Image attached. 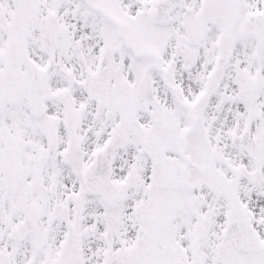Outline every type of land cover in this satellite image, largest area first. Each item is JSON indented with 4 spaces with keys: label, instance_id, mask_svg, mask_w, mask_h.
Returning <instances> with one entry per match:
<instances>
[{
    "label": "snow or ice",
    "instance_id": "obj_1",
    "mask_svg": "<svg viewBox=\"0 0 264 264\" xmlns=\"http://www.w3.org/2000/svg\"><path fill=\"white\" fill-rule=\"evenodd\" d=\"M0 264H264V0H0Z\"/></svg>",
    "mask_w": 264,
    "mask_h": 264
}]
</instances>
